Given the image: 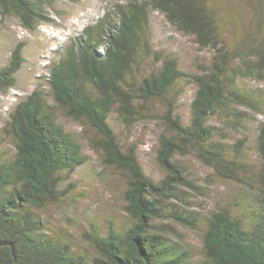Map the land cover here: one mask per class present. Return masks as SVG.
<instances>
[{"label":"trees","instance_id":"1","mask_svg":"<svg viewBox=\"0 0 264 264\" xmlns=\"http://www.w3.org/2000/svg\"><path fill=\"white\" fill-rule=\"evenodd\" d=\"M86 26L49 66V98L34 89L17 102L3 127L12 153L0 160V264H264V121L256 131V149L261 160L259 195L262 213L245 227L227 207L206 218L201 259L193 260L178 244L169 243L156 230L169 199L179 198L181 186L194 187L176 155L194 154L217 174L237 178L240 164L224 144L214 139L210 115L223 112L240 125L247 113L235 105L259 110L254 93L238 86L242 78L264 79V41L233 59L220 45L215 17L205 0H122ZM51 0H0L2 17L14 16L20 25L35 30L49 20ZM161 13L183 34L192 35L200 47L216 50L202 73L179 68L177 59L153 52L148 45L149 11ZM141 50L155 53L157 69L142 75L135 85L132 66ZM23 63L22 46L12 50L0 67V93L14 87L15 74ZM194 83L186 123L174 113L182 89L180 81ZM167 101L164 132L159 135L156 159L163 178L147 176L135 147L123 149L107 119L112 110L125 124L135 121L149 101ZM93 128L99 135L93 148L101 151L104 166L125 173L124 210L130 224L107 233L85 232L93 255L76 252L67 240L48 232L37 212L59 199L62 173L70 174L84 162L78 141L56 121V110ZM171 217L183 226L195 227L196 214L172 205Z\"/></svg>","mask_w":264,"mask_h":264},{"label":"rangeland","instance_id":"2","mask_svg":"<svg viewBox=\"0 0 264 264\" xmlns=\"http://www.w3.org/2000/svg\"><path fill=\"white\" fill-rule=\"evenodd\" d=\"M205 1L218 25L220 45L230 52L233 59L264 41V0ZM120 3L124 2L51 0L47 7L49 20L40 23L35 30L23 28L14 16L2 17L0 14V67L8 63L11 50L18 43L22 46L23 56V63L15 74L14 87L0 93V160L12 153L10 138L3 127L15 104L34 89H42L49 98V66L86 26H94L107 13L112 19L113 9ZM147 40L153 52L175 57L179 68L187 72H205L216 53L211 46L200 47L192 35L183 34L154 10L149 11ZM159 65L155 53L148 56L141 50L132 66L130 80L136 85L142 75ZM238 86L254 93L259 100L258 112L235 105L247 113L237 126L234 119L223 112L208 118L214 139L222 142L227 153L240 164L237 178L217 174L192 153L176 155L175 159L184 166L194 187L181 186L179 198L169 199L162 216L154 221L156 230L169 243H176L181 250L187 251L193 260L202 257V234L206 218L212 212L227 207L248 227L263 211L259 195L261 160L256 149V131L258 124L264 121V79L242 78ZM178 88L182 93L174 113L187 123L196 85L180 80L175 85V89ZM166 108L165 99L149 101L131 124L123 123L114 110L107 119L120 146L123 149L135 147L143 172L154 180L165 175L155 151L159 135L164 132L162 115ZM56 121L78 141L84 162L69 175L62 173L59 199L37 212L44 218L50 234L69 241L76 252L92 256L93 249L83 237L85 232L105 234L110 229L123 230L130 224L123 200L126 175L113 166L102 164L101 151L93 148L92 140L99 137L93 128L68 117L60 109L56 110ZM172 205L196 214V226H183L176 222L170 215Z\"/></svg>","mask_w":264,"mask_h":264}]
</instances>
